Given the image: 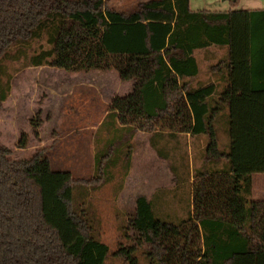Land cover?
Listing matches in <instances>:
<instances>
[{"label": "trees", "instance_id": "16d2710c", "mask_svg": "<svg viewBox=\"0 0 264 264\" xmlns=\"http://www.w3.org/2000/svg\"><path fill=\"white\" fill-rule=\"evenodd\" d=\"M43 31L50 47L31 55L29 64L116 69L133 81L130 92L112 98L105 119L129 134H205L204 158L227 161L222 169L195 170L182 217L160 216L155 206L162 193L137 194L126 228L147 244V261L264 264V199H246L252 174L264 172V7L191 9L189 0H143L122 11L108 0H0V107L10 90L3 63L9 49ZM211 45L225 48L209 66L219 80L195 87L196 51ZM217 119L228 133L225 147ZM123 140L105 145H115L117 153L109 177L121 156L128 169L131 141ZM152 145L183 182L168 152ZM101 152L95 154L99 170ZM79 182L67 170L52 169L43 149L16 158L0 142V264H104L108 245L87 211L73 204L72 186ZM135 250L119 245L114 254L139 264Z\"/></svg>", "mask_w": 264, "mask_h": 264}, {"label": "rangeland", "instance_id": "374dc122", "mask_svg": "<svg viewBox=\"0 0 264 264\" xmlns=\"http://www.w3.org/2000/svg\"><path fill=\"white\" fill-rule=\"evenodd\" d=\"M140 1L143 0H108V4L128 11ZM190 6L216 10L264 7V0H191ZM47 37V32L43 31L28 45H13L3 61L10 78V90L0 107V142L11 148L12 156L16 158L29 157L43 149L52 169L67 170L74 179L80 180L79 184L72 186L73 204L75 208L87 211L95 233L108 245L104 264H128L114 254L119 245H134L139 264H150L144 256L147 244L138 240L132 228H126L128 212L133 210L137 194L149 196L164 187L167 199L156 202V211L164 217L184 216L191 192L190 178L196 168L212 163L202 162L200 155L204 149L200 148L198 141H207V136H180L176 141L168 137L164 143L154 138L159 141L157 147L164 150L167 146L174 147L171 161L178 166L180 177H183V184L178 188L173 181H169L172 175L167 164L169 161L160 157L155 147L146 141L145 144L143 141H131L133 150L139 153L135 157L140 158L138 168H133L135 175L128 178L122 176L121 156L111 168L113 176L109 177L106 169L111 166L110 159L117 154L116 147H106L108 141H97V138L103 134V126L110 119L107 117L95 130L90 127L85 129L84 125H92L102 115L95 111L96 106L102 104L103 108V102L108 100L110 93L108 87H112L115 77L108 75L109 71L104 69L71 71L48 64H29L31 55L50 47ZM224 52L225 48L213 45L196 51L199 78L213 75L209 66ZM105 73L107 76H104ZM5 78L3 74L2 81ZM219 119L215 124L219 146L225 147L228 133L225 125L218 122ZM100 147L102 170L96 169L95 164V154ZM145 159H148L147 162ZM143 160L145 164L141 167L139 162ZM224 162L227 163L223 158L219 163ZM251 186L246 199H264V172L252 174Z\"/></svg>", "mask_w": 264, "mask_h": 264}, {"label": "crops", "instance_id": "0c3cea01", "mask_svg": "<svg viewBox=\"0 0 264 264\" xmlns=\"http://www.w3.org/2000/svg\"><path fill=\"white\" fill-rule=\"evenodd\" d=\"M189 4H191V0H189ZM190 8H191V6H190ZM241 8H261V7H241ZM191 9H202V8H191ZM212 10H216V9H212ZM104 71H109V73H107V74L111 75V76L113 75L115 77V79L113 81L114 84L112 85V87L111 86L108 87V89H110V93L108 96V100H104V102H103V104H104L103 108L101 107L102 104H99L96 106L97 109L95 111L97 113L102 114V115L92 125H89L88 123H87V125H84L85 129H88L89 127H90L89 129H94V130L98 129L104 123L103 121L105 120V117H106L105 115L109 109V105L111 103L112 98L116 94H120V95L126 94V93L130 92L133 88V81L121 79L119 76V73L116 69H104ZM199 73H200V69H199L197 76H195L191 80L192 85L195 87L198 85V83H205L208 81L217 82L219 80V75L214 74L212 72L211 73L213 75L210 76L208 74L205 78H199ZM107 74L105 73L104 76H107ZM100 107H101V109H100ZM115 121H114V119H110L107 121V123H105V125L103 126V134L97 138V141H115L118 139L123 140L125 138L126 141H143V144H145V141H146L147 143L149 142V144L151 143V145H152V142H154V144L156 145L159 143V141H163V143H164L168 137L173 138L174 141H176V139L177 140L180 139V136H186L188 138L194 136V135L191 136V134H189V133H176V134L171 135L167 132H163L162 134H157V133H154L153 131L151 132V131H147V130H136L133 133L129 134L127 127L121 126L120 124L118 125ZM154 138H157L159 141H155ZM198 143L201 144L200 148L204 149L206 141L202 140V141H198ZM145 147H146V145L144 146V148ZM173 149H174V147H168V146L165 149L168 152V157H170V159L171 158L173 159V153H172ZM138 154L139 153H137L135 150H133V143H131V154H130L129 166H128L127 170H125L124 168L122 169L121 173H122L123 177L128 178V176L135 175L133 172V168L135 169V167L138 168V166H139L138 165V159H140V158L135 157V155L139 156ZM200 155H201L202 162H212V163L210 165L206 164V166H204V164H202V166H199L196 169H199V170H218V169H222L225 165V162L219 163V162L223 161V158L214 159V160L205 159L204 158V151H201ZM136 158H137V160H136ZM162 158L164 160H166L164 157H162ZM147 160L145 159L146 162H147ZM143 162H144V160L139 162L141 164V167L143 166V164H145ZM167 164H168V167L170 169L169 162H167ZM172 164L176 167L175 170H176V175H177L178 180H182L183 177L182 176L180 177L181 172H179L178 166L175 163H173V161H172ZM170 172H171L170 174H172V175L169 176V181H173V183H175L176 188H178L179 186H181L183 184V182L175 181L174 174L171 171V169H170ZM190 179L192 180L193 177ZM190 182H192V181H190ZM156 193H162L164 195V200H162V201L163 202L166 201L167 191L164 187H160L157 191H154L152 193V195H154ZM149 196H151V195H149ZM188 198H190V197L188 196Z\"/></svg>", "mask_w": 264, "mask_h": 264}]
</instances>
